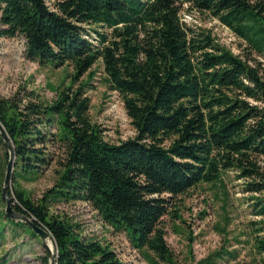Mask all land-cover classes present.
<instances>
[{
	"label": "trees",
	"instance_id": "obj_1",
	"mask_svg": "<svg viewBox=\"0 0 264 264\" xmlns=\"http://www.w3.org/2000/svg\"><path fill=\"white\" fill-rule=\"evenodd\" d=\"M51 1L0 0V38L21 37L24 59L39 67L69 65L72 77L50 101L24 88L0 96V124L14 149L13 183L34 181L55 164V179L39 198L15 186L6 190L12 209L52 236L55 264H121L78 223L49 213L51 205L71 202L90 206L150 264H176L161 217L173 212L177 218L169 209L177 195L228 172L241 180L251 261L264 264V3ZM182 4L216 19L261 60L249 63L209 31L187 25ZM98 60L102 80L120 96L134 129L116 143L104 140L87 114L83 87ZM84 74L86 80L72 87ZM0 218L38 238L2 211ZM237 256L236 249L220 247L193 264Z\"/></svg>",
	"mask_w": 264,
	"mask_h": 264
},
{
	"label": "rangeland",
	"instance_id": "obj_2",
	"mask_svg": "<svg viewBox=\"0 0 264 264\" xmlns=\"http://www.w3.org/2000/svg\"><path fill=\"white\" fill-rule=\"evenodd\" d=\"M264 3V0H261ZM51 6V0H45ZM180 18L187 25L203 28L209 31L213 39L228 49L231 53L245 59L261 60L252 50L246 47L244 41L232 31L221 25L213 17L182 4ZM23 40L0 38V96L7 97L19 88L33 90L40 99L50 101L55 95V89L67 85L72 77L69 65L58 68L39 67L23 58ZM92 75L88 84L83 87L89 98L88 117L90 121L103 129L104 140L116 143L119 140L132 137L134 129L129 123L122 101L118 93L107 88L103 79L100 61H96L89 70ZM86 80V74L73 82L72 87ZM6 164V150L0 143V186L3 180ZM55 164L34 181L10 179L8 190L12 187L23 189L31 199L51 187L54 179ZM221 181L201 183L173 199L170 210L173 212L161 217L159 225L164 231L165 243L171 250L176 264H193L208 253L223 247L236 249L238 256L234 260H222L219 264H254L251 261V251L247 240L245 222L249 217L243 210L240 192L241 180L232 179V173H223ZM4 201H0V211L3 212ZM49 213L65 216L80 225L82 234L95 237L102 244L113 249L121 264H150L141 254L133 249L121 231H113L102 223L92 208L82 202L59 203L50 206ZM4 220L0 218V223ZM249 239V238H248ZM45 248L39 238L28 237L19 227H13L8 222L3 223L0 234V264H42L41 256Z\"/></svg>",
	"mask_w": 264,
	"mask_h": 264
},
{
	"label": "water",
	"instance_id": "obj_3",
	"mask_svg": "<svg viewBox=\"0 0 264 264\" xmlns=\"http://www.w3.org/2000/svg\"><path fill=\"white\" fill-rule=\"evenodd\" d=\"M0 141L2 142L6 150V164L3 180L0 186V198L4 201V215L12 220H18L22 222L25 226L30 228V230L38 236L42 246L45 248V255L47 257V264H55V242L52 236L39 224L35 223L29 219L26 215L17 212L12 209L10 199L6 195V190L8 189L10 183V177L12 174L13 163H14V149L12 142L10 141L8 135L6 134L4 128L0 124ZM50 241L52 245V250L46 247V241Z\"/></svg>",
	"mask_w": 264,
	"mask_h": 264
},
{
	"label": "bare ground",
	"instance_id": "obj_4",
	"mask_svg": "<svg viewBox=\"0 0 264 264\" xmlns=\"http://www.w3.org/2000/svg\"><path fill=\"white\" fill-rule=\"evenodd\" d=\"M46 247L49 249V250H52V245L50 243V241H46Z\"/></svg>",
	"mask_w": 264,
	"mask_h": 264
}]
</instances>
